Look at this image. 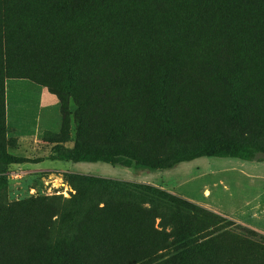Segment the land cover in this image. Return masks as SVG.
Returning a JSON list of instances; mask_svg holds the SVG:
<instances>
[{"label":"rangeland","instance_id":"rangeland-1","mask_svg":"<svg viewBox=\"0 0 264 264\" xmlns=\"http://www.w3.org/2000/svg\"><path fill=\"white\" fill-rule=\"evenodd\" d=\"M0 15L6 36L21 29L35 41L12 38L3 50L0 18V142L41 159L0 171L3 201L58 195L62 212L71 176L83 174L153 186L226 221L264 226L259 179L245 177L260 174L264 160L200 157L152 170L48 157L55 143L111 138L162 155L170 131L180 140L264 142V0H0ZM118 214L121 255L160 245L147 211Z\"/></svg>","mask_w":264,"mask_h":264},{"label":"trees","instance_id":"trees-1","mask_svg":"<svg viewBox=\"0 0 264 264\" xmlns=\"http://www.w3.org/2000/svg\"><path fill=\"white\" fill-rule=\"evenodd\" d=\"M0 18L3 50L12 38L18 44L35 42L32 34L21 29L11 38L6 36V20ZM166 145L167 151L156 155L115 138L98 144L79 140L71 147L55 143L48 157L152 170L200 157L264 160V142L255 138L213 135L180 140L170 131ZM38 160L11 154L0 142V171L8 164ZM7 184L8 176L0 174V264H264V235L153 186L73 174L72 191L61 212L58 195L3 201ZM123 207L148 212L149 229L159 236L160 245L121 255L117 233L118 210ZM166 247L174 252L164 255L160 251Z\"/></svg>","mask_w":264,"mask_h":264},{"label":"crops","instance_id":"crops-1","mask_svg":"<svg viewBox=\"0 0 264 264\" xmlns=\"http://www.w3.org/2000/svg\"><path fill=\"white\" fill-rule=\"evenodd\" d=\"M245 177L249 178L250 180L259 179V197H260V205L259 209L261 213H264V170L261 171L260 174H252L251 172L246 171ZM255 194H257V191H255ZM253 215V213H252ZM247 226L250 228H254L256 230L261 231L264 233V226H259L258 224H253V222H247Z\"/></svg>","mask_w":264,"mask_h":264},{"label":"water","instance_id":"water-1","mask_svg":"<svg viewBox=\"0 0 264 264\" xmlns=\"http://www.w3.org/2000/svg\"><path fill=\"white\" fill-rule=\"evenodd\" d=\"M61 217V216H60Z\"/></svg>","mask_w":264,"mask_h":264}]
</instances>
